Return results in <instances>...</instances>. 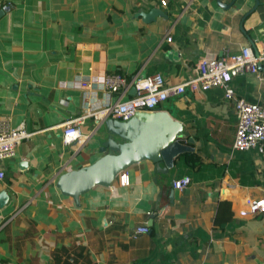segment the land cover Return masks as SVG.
Listing matches in <instances>:
<instances>
[{"label": "crops", "instance_id": "1", "mask_svg": "<svg viewBox=\"0 0 264 264\" xmlns=\"http://www.w3.org/2000/svg\"><path fill=\"white\" fill-rule=\"evenodd\" d=\"M0 1V119L32 132L0 160V264H264V215L238 214L246 197L264 195V149H232L236 114L221 88L160 105L191 148L171 168L133 163L126 185H95L77 205L55 187L58 173L99 156L93 118L79 142L64 145L61 132L82 113L83 96L97 109L117 100L105 95L106 74L159 73L176 84L204 54L263 52L264 0ZM151 8L162 15L142 21ZM230 84L264 105V65ZM132 93L129 85L118 100ZM183 175L189 184L173 189ZM140 226L148 233H134Z\"/></svg>", "mask_w": 264, "mask_h": 264}, {"label": "built area", "instance_id": "2", "mask_svg": "<svg viewBox=\"0 0 264 264\" xmlns=\"http://www.w3.org/2000/svg\"><path fill=\"white\" fill-rule=\"evenodd\" d=\"M161 5H165V2L161 1ZM165 39L170 41L169 37ZM259 64L264 65V51L256 52L250 47L243 46L236 52L222 50L218 55L204 54L195 64V74L176 84H165L159 73L132 77L129 81L118 72L108 73L102 79L105 95L109 97L116 94L117 100L97 109L91 106L86 96H83L85 100L82 101V113L66 120L63 124L61 142L64 145H71L83 139L84 136L80 133L79 127L89 117L95 121L105 117L120 121L127 120L136 112L161 110L160 105L167 98L181 95L185 91L197 92L218 87L222 89L223 97L231 100L236 114L232 149L235 151L256 149L262 152L264 149V105L247 102L237 97L230 84L232 77L243 72L254 73ZM129 85L134 89L132 96L118 100ZM82 87H85V84H82ZM31 135L32 132L26 131L21 125L10 127L6 119H0V160L9 157L15 145ZM3 176V170L0 168V181ZM115 179L119 185H126L127 172L120 171ZM189 182L190 178L183 175L172 179L170 184L173 189L182 190ZM256 213L264 215V195L257 198L246 197L242 208L238 211L242 217ZM134 233H148V228L136 227Z\"/></svg>", "mask_w": 264, "mask_h": 264}, {"label": "water", "instance_id": "3", "mask_svg": "<svg viewBox=\"0 0 264 264\" xmlns=\"http://www.w3.org/2000/svg\"><path fill=\"white\" fill-rule=\"evenodd\" d=\"M140 15L142 21L149 22L162 13L151 8ZM131 90L134 93L133 87ZM96 124L91 137L99 156L87 165L56 175L55 187L61 195L71 198L75 205L78 204V197L91 187L109 186L120 171L133 163L148 160L159 169V162H162L164 171L172 167L174 157L191 150L180 142L185 138L181 123L163 109L136 112L121 121L105 117ZM6 200L5 192L1 191L0 208Z\"/></svg>", "mask_w": 264, "mask_h": 264}, {"label": "trees", "instance_id": "4", "mask_svg": "<svg viewBox=\"0 0 264 264\" xmlns=\"http://www.w3.org/2000/svg\"><path fill=\"white\" fill-rule=\"evenodd\" d=\"M187 160L190 162H193L194 160H197V157L194 153H189V155L187 156Z\"/></svg>", "mask_w": 264, "mask_h": 264}]
</instances>
